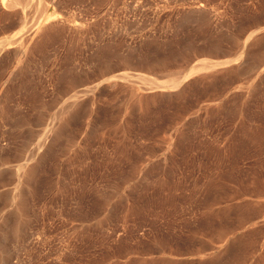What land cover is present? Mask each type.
<instances>
[{
    "label": "rangeland",
    "instance_id": "rangeland-1",
    "mask_svg": "<svg viewBox=\"0 0 264 264\" xmlns=\"http://www.w3.org/2000/svg\"><path fill=\"white\" fill-rule=\"evenodd\" d=\"M52 1L0 0V264H264V0Z\"/></svg>",
    "mask_w": 264,
    "mask_h": 264
},
{
    "label": "bare ground",
    "instance_id": "bare-ground-1",
    "mask_svg": "<svg viewBox=\"0 0 264 264\" xmlns=\"http://www.w3.org/2000/svg\"><path fill=\"white\" fill-rule=\"evenodd\" d=\"M10 1V2H9ZM1 0V4H4V3H6L7 2V4H6V6L7 5H9V6H12V7H17V6H21V7H26V6H28L29 4H30V2L32 1V0ZM54 1V0H53ZM52 1V2H53ZM41 3V0H38V3ZM45 2V1H44ZM10 3V4H9ZM47 3V2H46ZM201 4H202V2H200ZM36 4V3H35ZM45 4V3H44ZM54 4V3H53ZM5 5V4H4ZM40 5V4H39ZM42 5V4H41ZM40 5V6H41ZM34 7H36L35 5H33ZM40 6H38L39 8H41L40 9V11H39V15H37V12H36V15L38 16L37 17V19L36 20H34V23H35V32H37V31H40L42 28H43V26H45L48 22H52V20H54V19H56V17L55 16H53V17H51V15H53V14H51V13H48V11H47V5L46 6H44L43 8H42V6L40 7ZM202 6L201 5H199V7H197L195 10H194V13H196V15H206V11H204L202 8H201ZM8 8V7H7ZM10 8V7H9ZM34 9V8H33ZM33 12H34V10H33ZM36 15H35V17H36ZM55 15V14H54ZM31 16V15H30ZM35 17H34V19H35ZM22 18V17H21ZM59 19V18H58ZM26 20V19H25ZM22 21V20H21ZM59 22V21H58ZM61 22V21H60ZM26 23H27V21H26ZM25 23V24H26ZM33 22L31 23V24H34ZM71 23V22H70ZM54 24H56V22L54 23ZM53 24V25H54ZM58 24V23H57ZM56 24V25H57ZM60 25H61V23H59ZM49 25V24H48ZM66 25V24H65ZM32 26V25H31ZM52 26V25H51ZM30 27V26H29ZM47 28V27H46ZM51 28V27H50ZM45 30V29H44ZM46 31V30H45ZM30 32V31H29ZM39 33H42V32H39ZM39 33H38V35H39ZM37 35V36H38ZM28 36V35H27ZM30 38V37H29ZM36 38V37H35ZM34 39V38H33ZM27 40H28V38H27ZM29 41V40H28ZM20 43V42H19ZM22 45H24V43L22 44ZM5 45H3V47H4ZM19 46H21V45H19ZM3 47H0V51L3 49ZM25 47V46H24ZM24 47H19L18 49H15L16 50V53H17V55H19L21 58L25 55V51H26V49H27V47L26 48H24ZM102 48V47H101ZM4 50H7V48H5ZM100 50V49H99ZM102 50V49H101ZM100 50V51H101ZM28 51V50H27ZM97 52H98V50H97ZM96 52V53H97ZM101 53H103L104 54V51L103 52H101ZM13 54H15V53H13ZM97 55V54H96ZM98 55H100V54H98ZM16 56V55H15ZM101 56V55H100ZM99 57V56H98ZM100 58V57H99ZM102 59V58H101ZM103 61V60H102ZM102 61H101V63H102ZM208 66L209 67H212V65L211 64H208ZM141 78L142 77H144L145 78V76H140ZM143 78V79H144ZM141 80V79H140ZM140 83H142V85L144 86L145 85V87L144 88H147V89H153V88H155V87H157V86H160V85H158V83H155L154 81H151V80H146V79H144V81L143 82H140ZM144 83V84H143ZM161 83H163V84H169V85H173L174 84V82L172 81V80H166V81H163V82H161ZM74 98V96L72 97V99ZM75 100H77V99H74V100H70L71 102L66 106V104H67V102H66V104H64V107L62 108L61 106V108L62 109H60V107H59V112H58V110H57V112H58V114H57V116H56V120H57V123L59 122V124H60V122H63L62 120H64L63 118H65L64 116H67L66 114H68L69 113V115H70V112H72V113H74V110H75V112H76V108H75V106L76 105H78L77 104V102L75 101ZM77 107V106H76ZM78 111V110H77ZM75 114V113H74ZM69 115H68V117H69ZM73 115V114H72ZM71 115V116H72ZM53 116V115H52ZM74 116V115H73ZM72 116V117H73ZM75 117V116H74ZM53 118V117H52ZM69 119H71V118H69ZM69 119L67 120V121H69ZM73 119V118H72ZM66 120V119H65ZM66 121V122H67ZM72 121V120H71ZM70 121V122H71ZM55 123H56V121H55ZM64 123V122H63ZM54 124V123H53ZM65 124V123H64ZM55 125V124H54ZM49 126V125H48ZM60 126H61V124H60ZM62 126H64V125H62ZM52 127H53V125H52ZM51 127V128H52ZM56 127V126H55ZM55 127L53 128V129H55ZM50 130L49 132H46L47 134L49 133V139H48V141L52 144L56 139H57V135H58V131H60V129L58 130ZM47 131H48V129H47ZM45 133V134H46ZM42 144L43 145H45V142H42L40 139L36 142V144L34 145V143H33V146H32V144H30L31 146H30V148H28L27 150V152H28V157H33L34 155H35V149L36 148H38V147H40V146H42ZM29 146V145H28ZM27 146V147H28ZM24 179H25V181H26V183H28V184H30V182L32 181V174H31V171H30V168L27 166V167H25V176H24ZM15 207H13V212H14V214H13V212L11 211L10 213H11V215H10V218L13 220L12 221V223H13V227H12V229H11V237H12V239H14V237L17 239V237H18V235L19 234H21L22 233V231H23V227H22V222H21V220H20V217H19V211H22L23 209H24V201H22L21 199H18L16 202H15V204H13ZM12 214L14 215V216H12ZM9 220V218L8 217H5V218H3L2 219V222L3 223H6L7 221ZM2 228V226H0V229ZM4 234H6V232H3ZM7 236V235H6ZM6 236H4V239H3V241H5V240H7L8 239V237H6ZM6 242V241H5ZM4 242V243H5ZM3 243V244H4ZM0 262L2 261V260H5L6 259V257H7V255H6V257L4 256V254H2V253H5V254H8V251H6V250H2V247L0 246Z\"/></svg>",
    "mask_w": 264,
    "mask_h": 264
}]
</instances>
